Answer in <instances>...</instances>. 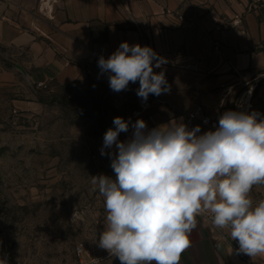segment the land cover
I'll use <instances>...</instances> for the list:
<instances>
[{"label": "crops", "instance_id": "crops-1", "mask_svg": "<svg viewBox=\"0 0 264 264\" xmlns=\"http://www.w3.org/2000/svg\"><path fill=\"white\" fill-rule=\"evenodd\" d=\"M183 2L0 0V54L18 59L12 68L0 66V74H23L20 65L29 79L69 83L89 75L109 86L99 58L107 59L123 42L142 45L144 37L167 60L154 72L164 71L170 87L162 94L166 103L136 118L148 127L183 122L206 132L184 116L195 104L211 115L229 110L264 115V0H199V14L188 20L179 15ZM190 63L197 69L186 67ZM255 186L264 192V184ZM189 239L179 264H246L230 232L212 233L200 217ZM251 264H264V256L252 257Z\"/></svg>", "mask_w": 264, "mask_h": 264}, {"label": "clouds", "instance_id": "clouds-1", "mask_svg": "<svg viewBox=\"0 0 264 264\" xmlns=\"http://www.w3.org/2000/svg\"><path fill=\"white\" fill-rule=\"evenodd\" d=\"M166 63L151 47L127 42L98 60L113 91L139 81L144 101L170 91L164 71L154 72ZM113 125L100 151L110 156L115 178L92 180L107 211L100 248L120 264H179L197 217L211 213L214 227L230 229L237 252L264 256V200L254 204L249 196L264 184V115L229 110L202 134L199 125L189 129L183 122L148 130L143 119L117 116ZM130 126L131 137L120 141Z\"/></svg>", "mask_w": 264, "mask_h": 264}, {"label": "rangeland", "instance_id": "rangeland-1", "mask_svg": "<svg viewBox=\"0 0 264 264\" xmlns=\"http://www.w3.org/2000/svg\"><path fill=\"white\" fill-rule=\"evenodd\" d=\"M199 6V0H184L179 15L188 20ZM15 62L0 54V66ZM29 75L0 74V261L84 264L78 245L92 256L107 252L98 246L106 226L105 198L92 182L101 174L115 178L110 156L101 155L104 134L117 116L137 120L139 96L129 88L139 85L130 82L115 92L89 75L69 83ZM131 135L130 126L119 140ZM255 187L251 199L261 194ZM98 264L120 261L112 255Z\"/></svg>", "mask_w": 264, "mask_h": 264}, {"label": "built area", "instance_id": "built-area-1", "mask_svg": "<svg viewBox=\"0 0 264 264\" xmlns=\"http://www.w3.org/2000/svg\"><path fill=\"white\" fill-rule=\"evenodd\" d=\"M6 1H10V0H6ZM141 44H142L141 46H146V39L144 37L142 39ZM186 67L192 68L194 70L197 69L196 63L186 64ZM39 85L43 86L44 83H39ZM138 102H139V107L137 110H135L133 112L134 118H137V117L141 116L142 114H144L145 112L149 111L153 107V105L156 103H159V104L166 103V100L163 97V95L161 94L160 96H156V97L148 96L146 101H144L141 97H139ZM184 116L188 120L200 124L204 129H206L208 131V130H215V127L218 126L219 117L221 115H219V114H217V115L208 114L203 105L195 104L191 110H188L184 113ZM262 200H264V192L262 194H260V196L257 199L253 200V203L257 204ZM198 217H200L201 220L205 224H207L208 226L211 227L212 233H216V232L221 233V231L230 232L229 228L218 229V228L214 227V225L212 223V214L211 213H204L203 215H200ZM230 241H231V245H232L235 253L237 254L238 258L246 264H251L252 263V257L245 255L243 253L237 252V249L239 248V244L237 241H233L231 239V236H230ZM76 255L81 260V262L84 264H98V263L106 261L107 259H109L112 256L111 254H109L108 251L103 255L92 256L91 252L84 246V244H80L77 246Z\"/></svg>", "mask_w": 264, "mask_h": 264}, {"label": "water", "instance_id": "water-1", "mask_svg": "<svg viewBox=\"0 0 264 264\" xmlns=\"http://www.w3.org/2000/svg\"><path fill=\"white\" fill-rule=\"evenodd\" d=\"M16 68H17L19 71H21V72L24 74L25 77H28L27 72L24 70V68H23L22 66H20V65H16Z\"/></svg>", "mask_w": 264, "mask_h": 264}]
</instances>
